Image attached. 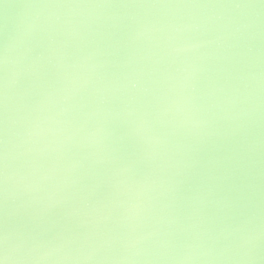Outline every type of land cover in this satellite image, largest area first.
Wrapping results in <instances>:
<instances>
[{
	"label": "water",
	"instance_id": "water-1",
	"mask_svg": "<svg viewBox=\"0 0 264 264\" xmlns=\"http://www.w3.org/2000/svg\"><path fill=\"white\" fill-rule=\"evenodd\" d=\"M5 71L17 264H264L258 0H0Z\"/></svg>",
	"mask_w": 264,
	"mask_h": 264
},
{
	"label": "snow or ice",
	"instance_id": "snow-or-ice-1",
	"mask_svg": "<svg viewBox=\"0 0 264 264\" xmlns=\"http://www.w3.org/2000/svg\"><path fill=\"white\" fill-rule=\"evenodd\" d=\"M42 7H100V8H136V7H165V6H173V7H255L257 5L255 4H198V3H188V4H177V5H160V4H145V3H100V4H65V3H52V4H43L39 5ZM258 6L264 8V0H258ZM4 65L6 69V60H7V47L5 46L4 49ZM2 101H3V117L2 120H0V177H2V183H3V200L6 205L7 198H8V160H9V151H8V117H7V101H8V83H7V73L5 71V77H4V84H3V90H2ZM146 130L145 122L143 120H140L135 124V126L131 129V134L137 137H141L143 133ZM34 130L30 129L26 135L31 137L34 135ZM101 135L100 130H97L96 133H94L90 140L92 143L99 144L101 141L97 139ZM152 143H155V140H151ZM115 161H106L104 158H100L97 160H94V164H105V163H114ZM129 171L128 168H121L118 169L115 173L116 175H123ZM230 176H225L224 179H230ZM237 179L240 180L241 184L243 183V175L238 174ZM61 201H56V203H60ZM54 206V205H52ZM138 208V205H133L129 212H136V209ZM138 215V213H137ZM106 218V217H105ZM6 220V215H5ZM7 245H8V237H7V230L5 226V230L3 231V234L0 235V264H17L16 259L9 260L6 251H7ZM36 249L33 248L31 251H35ZM96 251H99V249H96ZM87 259H91V254H89Z\"/></svg>",
	"mask_w": 264,
	"mask_h": 264
},
{
	"label": "clouds",
	"instance_id": "clouds-1",
	"mask_svg": "<svg viewBox=\"0 0 264 264\" xmlns=\"http://www.w3.org/2000/svg\"><path fill=\"white\" fill-rule=\"evenodd\" d=\"M6 63H7V60H6ZM7 237H8V245H7L6 255H7L9 260L14 261L16 259L15 255H14L15 249L9 247V233L8 232H7ZM48 256H49V253L45 252L42 256L39 257V259H41V260L46 259V258H48Z\"/></svg>",
	"mask_w": 264,
	"mask_h": 264
}]
</instances>
